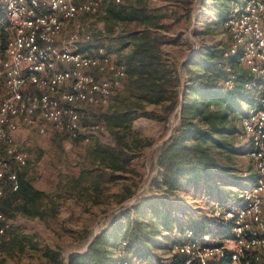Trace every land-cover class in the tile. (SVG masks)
<instances>
[{
  "label": "built area",
  "instance_id": "built-area-1",
  "mask_svg": "<svg viewBox=\"0 0 264 264\" xmlns=\"http://www.w3.org/2000/svg\"><path fill=\"white\" fill-rule=\"evenodd\" d=\"M123 2L0 0V75L5 86L0 99V249L12 226L2 199L7 190L16 192L20 186L13 163H28L17 135L25 129L44 135L51 126L87 143L104 132L99 124L84 125L79 107L107 105L127 78L126 65L103 47L96 53L80 48L91 40L82 18L104 16L112 4ZM224 27L230 38L224 68L231 70L227 59L236 57L250 75L245 87L263 85L242 119L255 178L235 194L214 200L209 227L186 229L162 264H264V0H236ZM235 80L232 75L227 87ZM116 256L119 264H155L130 257L127 241L119 242Z\"/></svg>",
  "mask_w": 264,
  "mask_h": 264
},
{
  "label": "trees",
  "instance_id": "trees-1",
  "mask_svg": "<svg viewBox=\"0 0 264 264\" xmlns=\"http://www.w3.org/2000/svg\"><path fill=\"white\" fill-rule=\"evenodd\" d=\"M155 1V6L150 4L151 0L112 4L105 15L130 27L124 38V45L130 46V50L121 60L126 65L127 78L115 98L112 112L103 114L100 118L114 135L115 143L96 146V161L101 167L107 169L111 176L118 172L127 174L126 178L121 179V191L115 194L117 201L121 203L136 193V187L142 178L138 162L142 158L143 149L152 145L149 138L142 137L132 129L134 119L146 116L166 121L177 107L179 72L176 63L164 53L162 46L175 41L166 32L191 18L195 2ZM235 2L236 0H231L232 5ZM231 10L232 8L229 14ZM224 51L215 49L209 52L201 60L202 74L186 85L189 94L184 97L180 121L158 155L157 171L151 180L149 195L143 201L126 208L114 225L106 228L85 253L71 254L70 264L117 262L115 257L120 241H127L130 257H141L152 263L162 264L153 250L159 245L157 237L160 230H172L179 226L184 231H203L212 223L210 216L199 217L194 214L192 221L195 220L196 225L186 227L184 220L180 222L174 216L173 199L180 192L199 190L214 178V174L224 171L215 149L230 148L229 142L220 138L229 133L225 126L229 111L235 107L236 102L254 101L263 92V85L257 90L245 87L250 75L246 69H237L236 57L227 59L231 70L224 68ZM232 75L236 76L235 86L229 89L226 81ZM3 81L4 74L1 73L0 99L5 89ZM219 104L224 108L217 106L218 108L213 109V106ZM148 106L154 108L149 110ZM79 110L84 125L98 124L91 122L80 107ZM59 133L64 138L85 142L81 137L74 138L67 132ZM12 169L19 176L20 186L16 192L6 191L2 199L4 212L10 214L15 204L20 202L19 208L27 215L45 216L39 203L44 191L32 184L25 171L17 170L16 167ZM93 188L100 191L97 184ZM89 193L90 196L93 195L90 190ZM98 196L96 194V198Z\"/></svg>",
  "mask_w": 264,
  "mask_h": 264
},
{
  "label": "rangeland",
  "instance_id": "rangeland-1",
  "mask_svg": "<svg viewBox=\"0 0 264 264\" xmlns=\"http://www.w3.org/2000/svg\"><path fill=\"white\" fill-rule=\"evenodd\" d=\"M130 1L125 0L127 3ZM156 2L151 0L150 4L155 6ZM232 6L231 0H197L193 4L191 18L166 32L175 40L164 44L162 50L178 68V103L166 121L146 116L134 119L132 129L142 137L149 138L152 145L143 149L142 158L138 162L142 178L134 196L126 201H117L115 194L121 191V179L126 178L127 174L118 172L111 176L96 161L98 144L115 143L114 135L100 118L112 112L115 98L122 87L107 105L80 107L91 122L98 123L104 129L91 142L64 138L62 133L54 131L51 126L44 135L26 129L17 135L20 147L28 153V163L25 167L13 163V167L25 171L32 184L44 191L39 203L45 216L27 215L19 208L20 202L15 204L14 210L8 214L12 226L7 241L0 249V264H68L69 251L84 249L94 235L112 227L126 208L143 201L149 195L151 180L157 171L158 155L180 121L184 97L189 94L186 85L202 72L201 60L209 52L215 49L224 51L230 45L224 22ZM216 8L218 13L214 11ZM82 23L91 34L90 41L80 44L82 50L96 53L98 48L103 47L117 60H122L130 50V46L124 45L130 27L124 23L105 15L85 16ZM236 65L237 69H245L238 61ZM234 86L235 82L232 88ZM254 104L255 99L236 102L233 109H227L230 113L225 126L229 133L220 138L229 142L230 148L215 149L224 171L214 174V178L206 182L198 192L191 195L187 191L180 192L178 199H173L174 216L180 222L184 220L186 227L196 225V221H192L194 214L209 218V204L213 200L235 194L237 189L254 180L253 162L248 154L250 142L242 127L243 117ZM217 106L224 108L219 104L213 106V109ZM148 108L152 110L154 107ZM94 184L100 187V191L93 188ZM89 190L93 195L90 196ZM96 194H99L98 198ZM177 231L182 234L185 232L184 228L180 230L179 227Z\"/></svg>",
  "mask_w": 264,
  "mask_h": 264
},
{
  "label": "crops",
  "instance_id": "crops-1",
  "mask_svg": "<svg viewBox=\"0 0 264 264\" xmlns=\"http://www.w3.org/2000/svg\"><path fill=\"white\" fill-rule=\"evenodd\" d=\"M217 1V0H216ZM197 0L195 1V4H196ZM196 6V5H195ZM195 6H194V9H193V13L195 14ZM200 7V5H198ZM215 13H218L217 12V8L214 10ZM205 185V184H204ZM222 191H225L224 188H221ZM198 192V191H196ZM186 193H188L189 195H191L192 193H195V190H190V191H187ZM224 197V196H223ZM222 197V198H223ZM178 199V198H177ZM216 200V199H215ZM213 203H214V200L211 202V204H209V208L212 209L213 207ZM187 206L189 207V204H187ZM211 211V210H210ZM210 215V214H209ZM111 225V223H110ZM109 225V226H110ZM179 226H175L172 230H160V234L159 236L157 237L159 239V245L157 247H155L154 252L157 256V259L162 262V260L164 259V257L166 256V254L169 252V249L170 247L177 243V242H180L183 240L184 238V233L182 234L180 231L178 232L177 231V228ZM108 228V227H107ZM111 228V226H110ZM102 233V232H101ZM100 235V234H99ZM98 234L94 235L90 241H88L86 247L84 249H72L71 251H69L68 253V264L69 263V259H70V255L73 254V253H78V254H83L85 253L90 245L93 243V241L99 236ZM117 259V262H111V263H107V264H119V260L120 258L118 256L115 257Z\"/></svg>",
  "mask_w": 264,
  "mask_h": 264
}]
</instances>
